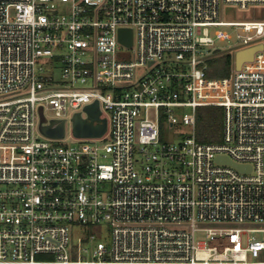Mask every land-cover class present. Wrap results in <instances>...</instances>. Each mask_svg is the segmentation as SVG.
Wrapping results in <instances>:
<instances>
[{
	"label": "built area",
	"instance_id": "obj_1",
	"mask_svg": "<svg viewBox=\"0 0 264 264\" xmlns=\"http://www.w3.org/2000/svg\"><path fill=\"white\" fill-rule=\"evenodd\" d=\"M223 4L264 0H0V264H264V18L221 20ZM96 102L106 131L77 136ZM202 106L223 107L221 142L197 140Z\"/></svg>",
	"mask_w": 264,
	"mask_h": 264
},
{
	"label": "water",
	"instance_id": "obj_2",
	"mask_svg": "<svg viewBox=\"0 0 264 264\" xmlns=\"http://www.w3.org/2000/svg\"><path fill=\"white\" fill-rule=\"evenodd\" d=\"M120 40L125 45H132L133 43V33L131 29H121L120 30ZM263 45H258L254 47H250L247 49H243L241 51H238L236 53V67L238 69L241 68L242 64L246 61L252 60L254 58V54L258 49H262ZM219 50H217L218 52ZM86 110L88 112L89 120H87L85 117H82V114L80 112L76 113L72 119L73 121V130L74 133L77 136H101L107 128V121L105 118H101V110L99 108L98 102L90 104L86 107ZM41 111V122H40V129L41 131L50 137H62L65 133V120L61 119H52L50 123L44 124L46 122V118L42 114V108ZM98 121V123H96ZM57 124L56 126H53V124ZM218 161H227L235 166H237L241 170H245V167L240 164H236L232 162L231 160L219 156L217 158Z\"/></svg>",
	"mask_w": 264,
	"mask_h": 264
},
{
	"label": "rangeland",
	"instance_id": "obj_3",
	"mask_svg": "<svg viewBox=\"0 0 264 264\" xmlns=\"http://www.w3.org/2000/svg\"><path fill=\"white\" fill-rule=\"evenodd\" d=\"M263 18H264V5H251L248 8H244V9L238 6L227 5V4H223L221 6L220 19L224 21L254 20V19H263ZM217 29L227 31L233 35L232 36L233 38L231 41L217 40L215 43L217 47L225 50V49H229L233 44H235V42L237 41V37H236L237 31L234 29V27H218ZM211 31H213V29ZM214 49L215 48L211 46L209 47V50L214 51ZM165 58L167 59L169 57L167 56ZM178 65L179 64L174 61H168L165 63V66L170 67V68H175ZM146 70H148V67L138 68L137 73L142 74ZM191 111H192L191 108H183L182 111L176 116L181 117L183 113L191 112ZM47 114L51 115L53 114V112L48 111ZM165 129L166 130L164 132V138L167 140H179L183 136V134L181 135L179 133H182V132L190 133L192 131L191 127L186 126L184 124L176 125L173 129H171L170 125H168ZM66 130H67L66 140L69 143H79V141H75L74 139L70 137L71 131H72V124L70 120L67 122ZM172 131L175 133H173ZM137 167L141 169L140 164H137ZM109 232H110L109 227H104L102 233L100 234V236H102V239L104 241H106L107 238L109 239L108 237ZM77 235H78L77 231H74L72 233V238H76ZM106 235L107 237L105 238ZM196 235H197L198 240H202L205 237V232L198 231ZM257 236L263 238L264 234L257 233Z\"/></svg>",
	"mask_w": 264,
	"mask_h": 264
},
{
	"label": "trees",
	"instance_id": "obj_4",
	"mask_svg": "<svg viewBox=\"0 0 264 264\" xmlns=\"http://www.w3.org/2000/svg\"><path fill=\"white\" fill-rule=\"evenodd\" d=\"M209 67L210 76H228L232 70L231 54L226 53L213 57L209 61ZM223 119L224 109L221 106H202L197 108V140L208 143L221 142L223 139Z\"/></svg>",
	"mask_w": 264,
	"mask_h": 264
}]
</instances>
